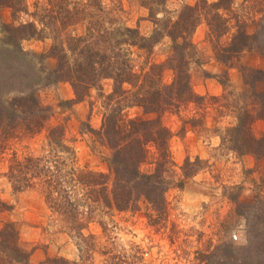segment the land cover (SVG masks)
<instances>
[{
    "label": "rangeland",
    "instance_id": "obj_1",
    "mask_svg": "<svg viewBox=\"0 0 264 264\" xmlns=\"http://www.w3.org/2000/svg\"><path fill=\"white\" fill-rule=\"evenodd\" d=\"M68 1L72 9L73 4L88 0ZM99 1L105 27L110 11L121 26L137 29L143 38H150L154 30L160 32L153 48L149 44V48L141 49V42L126 45L127 55L122 56H127L139 76L147 73L152 64L162 65V85L173 81L169 63L177 55L166 32L169 30L177 36L173 24L181 19L182 23L187 21L185 38L177 40L185 46L187 54L182 49L178 51L187 57L190 84L196 96L195 103L160 116L162 125L170 133L168 150L172 162L161 168L164 172L160 174L169 185L164 195L165 220L155 221L156 214L140 200L137 211L113 212L103 217V223L126 250L129 246H138L144 264H206L202 259L205 256L216 264L219 254L225 250L230 252L228 264H264V153L241 155L230 150L231 144L222 143L226 130L237 126L238 117L247 112L252 119L250 134L264 150V0L227 1V9L217 13L223 21L212 19L217 11L211 5L219 0H202L200 5V0H166L163 6L152 4L155 17L150 15L143 0ZM24 2L25 12L13 14L8 8L0 11V40L4 28L7 30L10 25L35 23L38 35L22 41L20 48L28 54L32 72L40 69L49 72L55 67L56 59H44L43 55L50 52L53 35L45 29L41 34L42 26L38 22L41 13L35 10V6L42 8L46 0ZM187 7L194 10L183 13ZM194 20L198 22L188 32L187 26L191 27ZM65 33L59 39L68 50L65 38L83 36L85 25L77 23ZM242 34L251 39L242 41L239 38ZM237 43L251 47L239 54L226 51ZM29 78L28 74L26 80L19 81L27 82ZM97 85L88 90L82 101L75 103H72L75 95L68 82L38 88V100L49 108L50 118L38 135L20 138L0 153V202L3 204L0 205V229L8 222L15 224L20 246L29 254L30 264H39L46 258L62 259L64 264H81V260L75 240L56 224L40 193L13 190L6 176L10 160L13 155L22 158L46 154L47 131L59 126L65 144L73 151L76 167L107 173L106 158L111 151L99 140V133L117 99L112 97V79H100ZM122 88L132 89L128 84ZM123 113L131 119L157 118V114H143L137 106L126 108ZM148 150L149 157L140 166L142 173H153L156 167V150L151 145ZM185 174L189 177H184ZM88 231L102 234L95 223ZM102 260L95 254L86 264H102Z\"/></svg>",
    "mask_w": 264,
    "mask_h": 264
},
{
    "label": "trees",
    "instance_id": "obj_2",
    "mask_svg": "<svg viewBox=\"0 0 264 264\" xmlns=\"http://www.w3.org/2000/svg\"><path fill=\"white\" fill-rule=\"evenodd\" d=\"M227 1L230 0H219L211 5L212 10L217 11L212 19H220L218 10L227 9ZM165 2L143 0L142 3L155 17L152 4L163 6ZM200 2L203 3L200 0L199 5ZM70 5L68 0H46L42 8L35 6V10L41 13L38 21L42 26L41 34L45 29L53 35L50 52L43 55L44 59H56L55 67L49 72L42 69L32 72L33 64L20 48L22 41L38 35L35 23L4 28V36L0 40V153L20 138L38 135L50 118L49 108L38 100V88L68 82L75 95L72 103H75L82 101L90 88L98 87L100 79L110 78L114 82L112 97L117 99L116 106L105 116L99 133V140L111 151L106 158L108 172H91L76 167L72 149L65 144L60 127L55 126L47 131L46 154L22 158L13 155L6 176L15 192L35 190L40 193L56 224L75 240L81 264L90 262L95 254L103 258L102 264H144L140 248L132 245L126 250L102 219L113 212H135L139 209L140 200H144L156 214L155 221L165 220L167 204L164 195L169 185L160 174L164 172L161 168L172 162L168 150L170 133L162 125L160 116L168 111L178 112L180 108L195 103L196 96L186 66L187 57L178 51L182 49L187 54V50L177 42L178 38H185L184 26L188 22L182 23L181 19L173 24L178 31L177 36L169 30L166 32L177 55L172 59L173 63H169L173 81L170 85H162V65L152 64L147 73L139 76L127 56H122L126 53V45L134 46L141 42V49L149 48V44L150 49L153 48L160 37L158 30H154L150 38H143L137 29L121 26L120 20L110 15V11L107 14L108 26L105 27L99 0L73 4L72 9ZM3 8L11 9L13 14L27 10L24 0H0V11ZM192 10L193 7H187L183 13ZM197 22L194 20L191 27L187 26L188 32ZM77 23L85 25V34L77 38L67 36L68 50H65L59 36ZM244 35H239L242 41L251 37ZM249 47L246 43H237L232 50L226 51L239 54ZM27 73L29 80L21 83L19 80H26ZM124 84L132 89L124 90ZM131 106L141 108L143 114H157V118L131 119L123 113ZM250 116L246 112L238 117L237 126L226 130L227 136L222 138V143L231 144L230 150L241 155L257 156L264 150L257 146L258 141L250 134ZM150 145L156 150V167L153 173H142L140 166L149 157ZM184 177L189 176L185 174ZM0 205L3 206L1 202ZM150 220L153 221L152 218ZM94 223L101 228V235L88 231ZM229 254L227 250L219 254L216 264H228ZM28 255L20 246L15 224L6 223L0 229V264H30ZM202 259L206 264L214 263L207 256ZM39 264H64V260L46 258Z\"/></svg>",
    "mask_w": 264,
    "mask_h": 264
}]
</instances>
